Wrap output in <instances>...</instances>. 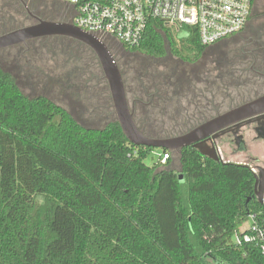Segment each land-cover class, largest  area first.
<instances>
[{"label": "trees", "instance_id": "trees-1", "mask_svg": "<svg viewBox=\"0 0 264 264\" xmlns=\"http://www.w3.org/2000/svg\"><path fill=\"white\" fill-rule=\"evenodd\" d=\"M23 1L33 13L29 0ZM19 6L18 0H0V34L31 20ZM16 16L23 18L21 24ZM182 29L190 35L173 47L163 24L150 21L138 47H120L154 60L170 55L188 68L225 43L204 47L193 28ZM57 38L29 41L26 50ZM77 44L76 53L69 48L57 52L69 56L64 57L71 68L57 80L73 92L79 87L78 69L95 70L102 81L92 51ZM113 58L127 100H138L134 122L149 137L166 135L154 134L150 123L179 120L182 102L205 94L196 87L203 76L179 70L147 71L126 82L129 71L119 64L123 56ZM218 61L221 67L201 83L204 88L209 84L211 98L256 85L246 69L225 68ZM102 83L106 108L114 116ZM160 150L159 159L146 165L154 148L131 144L115 116L102 128L84 127L50 98L25 95L13 75L0 68V264H264L258 249L234 243L250 215L264 225L254 172L247 165L204 157L192 146L179 153Z\"/></svg>", "mask_w": 264, "mask_h": 264}, {"label": "rangeland", "instance_id": "rangeland-1", "mask_svg": "<svg viewBox=\"0 0 264 264\" xmlns=\"http://www.w3.org/2000/svg\"><path fill=\"white\" fill-rule=\"evenodd\" d=\"M19 8L22 7L19 6ZM263 12L264 0H255L250 21L243 33L237 37L226 40L225 43L220 45V48L207 51L196 65L189 66L188 68L181 67V65L176 64L168 56L163 59L154 60L139 54H129L126 52L128 49L125 51L120 46L114 44H105L108 49H110L109 51L115 59H120V57L123 56V58L120 59L119 64L122 66L123 71H129L127 75L124 76L126 82H131L132 79L139 78L141 74L147 71L155 74L160 73V71L172 73L179 70L180 74H182V71L187 73L191 72V77L197 75L200 79V76H203L196 87L199 91L200 89H206L205 94H203L204 96L201 97L199 96L200 94L197 93V98L195 97L196 99L192 96L186 101H183L182 105H184L185 110L182 115L179 116V120L174 122L173 120L170 121L167 117V121H164L165 118L159 119L160 121L159 123H156V125L150 123V129L153 130L154 134L162 132L166 133V135L162 134L158 137H153L166 138L180 135L188 131V128H193L200 124L202 119L214 117V108L219 110V113H222L245 101L251 100L258 95L264 94L263 78H254L256 81L255 86L252 84L251 86H239L235 89L227 90L228 93H224L227 94L226 97H222L219 94L217 98L210 97L211 93L210 89L208 90L209 84L207 82L205 88L203 84H201L205 80L204 76L207 77L210 72L214 75L216 67H221L218 61L219 59L223 60L221 61V64L225 68L240 70L247 68V65L244 67L240 66L243 58V55H241L240 52L244 51L242 44L247 43L248 41L245 42V40L249 37H254L256 40L260 39L261 48L264 46ZM15 18L17 20L15 21L16 24H21L20 21L23 18H19L17 16ZM42 20L53 21L47 18H42ZM22 21V25L25 24V26L32 25L33 23L32 20ZM77 43L79 42L66 37H58L56 40L46 42V44L42 46L37 44L35 46L30 45V51L26 50L28 46L22 48L20 45L1 49L0 68L13 75L21 91L25 95L29 97L44 95L61 107L65 108L84 127L102 128L108 121L113 120L115 115H110L108 109L106 108L107 105L106 100L104 99L105 97L103 94L104 90L102 83L104 80H99V77L95 75L96 71L94 70L88 72L78 69L74 75L77 77L79 87L78 89L75 88L74 92L71 89H68L66 85L64 86L63 84L65 83H61L57 80L58 77H62L64 71L71 69L69 68L70 65L66 62L65 58L68 55L65 56L62 53L57 52H59V50L62 51L63 49L69 48L76 53L79 48H81V46H78ZM262 64L264 63L261 61V66L263 67ZM134 65H137V67L132 68ZM244 74L247 75L245 72ZM254 79L251 78L252 81H254ZM64 82H66V80H64ZM134 84L136 85L135 81ZM130 99L131 98L129 97V105L131 103ZM187 101H190V103ZM170 109L171 107L167 109V112L168 110L170 111ZM246 131H248V134H246V152L234 153V144H231L230 138L226 136L219 138L217 149L222 162L247 165L254 172V174H258L259 169H264V141H258L255 139L251 129L247 128ZM160 156L161 150L154 149V151L144 160V163L151 166L159 159ZM172 165L173 167L177 166V159H173ZM179 179H182V177ZM39 201H41V199H39ZM249 223L250 221L248 220V222L244 224L243 229H246Z\"/></svg>", "mask_w": 264, "mask_h": 264}, {"label": "built area", "instance_id": "built-area-1", "mask_svg": "<svg viewBox=\"0 0 264 264\" xmlns=\"http://www.w3.org/2000/svg\"><path fill=\"white\" fill-rule=\"evenodd\" d=\"M72 9L71 24L103 44L138 47L150 21L163 24L171 45L193 28L199 43L211 47L243 32L255 0H60ZM174 32V33H173ZM167 155L163 156V160ZM246 229L234 234L235 246L250 245L264 254V225L249 216Z\"/></svg>", "mask_w": 264, "mask_h": 264}, {"label": "water", "instance_id": "water-1", "mask_svg": "<svg viewBox=\"0 0 264 264\" xmlns=\"http://www.w3.org/2000/svg\"><path fill=\"white\" fill-rule=\"evenodd\" d=\"M18 1L28 16L33 17L26 3L23 0ZM47 37H66L83 44L93 52L100 66L102 79L107 84L116 121L126 139L136 147L165 149L179 153L182 148L192 146L204 157L218 162L222 161L218 149L207 145L208 138L215 139L221 131L234 124L254 117H264V94H262L222 113H217L214 117L180 135L166 138L149 137L143 134L134 122L133 105L128 103L121 73L108 47L91 34L70 23L37 19V22L32 25L23 26L0 35V50ZM254 177L255 196L264 207V169H259L258 174H254Z\"/></svg>", "mask_w": 264, "mask_h": 264}, {"label": "flooded vegetation", "instance_id": "flooded-vegetation-1", "mask_svg": "<svg viewBox=\"0 0 264 264\" xmlns=\"http://www.w3.org/2000/svg\"><path fill=\"white\" fill-rule=\"evenodd\" d=\"M29 3L31 4L33 8V13H32L33 17L29 16L31 20L33 21V23H36L37 19L47 18L49 20H53L54 22H65V23L71 24L72 17H73L72 9L68 7L67 5H65L64 3H62L60 0H47V3H45L42 0H29ZM241 33L233 37H237ZM228 39H225L223 41H226ZM223 41H220V42H223ZM245 42H244L245 44H242L243 45L242 48H244V51H241L240 53L241 55H243L241 66L244 67L245 65H247V68L245 70V72L247 73L246 76L252 79L254 78L264 79V64H262L263 67L261 66V61L262 63H264V55L261 56V50L264 51V49H261L260 39L256 40L254 37H249L247 40H245ZM20 45L25 47L27 46V42L26 44H20ZM168 57L175 63L178 61V60L176 61L175 60L176 58H173L170 55ZM178 62L180 65L183 64V62H180V61ZM136 102H138L137 99L130 104L134 106ZM217 113H219V111L216 108H214V114L216 115ZM207 119L209 118H205V120ZM247 128L251 129V132H253L255 139H257L258 141H264L263 139L264 117L259 116V117H254L250 120L243 121L238 124H234L226 128L225 130L221 131L215 139L208 138L206 143L210 147L213 146V147L218 148L217 144H218L219 138L226 136L230 138L231 144H234V147H235V149H233L234 153H244L247 151V143H246V136H247L246 134H248V131H246Z\"/></svg>", "mask_w": 264, "mask_h": 264}, {"label": "crops", "instance_id": "crops-1", "mask_svg": "<svg viewBox=\"0 0 264 264\" xmlns=\"http://www.w3.org/2000/svg\"><path fill=\"white\" fill-rule=\"evenodd\" d=\"M243 228H244V225H243V227L241 228V230H244Z\"/></svg>", "mask_w": 264, "mask_h": 264}]
</instances>
